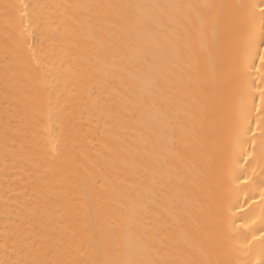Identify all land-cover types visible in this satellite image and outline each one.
Returning a JSON list of instances; mask_svg holds the SVG:
<instances>
[{
    "label": "bare ground",
    "instance_id": "1",
    "mask_svg": "<svg viewBox=\"0 0 264 264\" xmlns=\"http://www.w3.org/2000/svg\"><path fill=\"white\" fill-rule=\"evenodd\" d=\"M261 7L0 0V264H264Z\"/></svg>",
    "mask_w": 264,
    "mask_h": 264
},
{
    "label": "snow or ice",
    "instance_id": "2",
    "mask_svg": "<svg viewBox=\"0 0 264 264\" xmlns=\"http://www.w3.org/2000/svg\"><path fill=\"white\" fill-rule=\"evenodd\" d=\"M206 7L213 8L214 6L209 5ZM252 7H256V5H252ZM260 15L262 17H264V7L260 8ZM261 33H262V37H264V22H262V25H261ZM261 61H264V56H261ZM262 91H264V90H262ZM249 155H251V153H249ZM262 196H264V193H262ZM261 234L264 235V233H261Z\"/></svg>",
    "mask_w": 264,
    "mask_h": 264
}]
</instances>
